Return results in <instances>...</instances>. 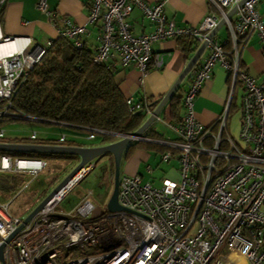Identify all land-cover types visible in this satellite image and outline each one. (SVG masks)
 I'll return each instance as SVG.
<instances>
[{"label":"built area","instance_id":"1","mask_svg":"<svg viewBox=\"0 0 264 264\" xmlns=\"http://www.w3.org/2000/svg\"><path fill=\"white\" fill-rule=\"evenodd\" d=\"M241 1L207 0V13L196 26H177L164 14L165 0L153 4L89 0L87 22H99L100 30L99 43L91 53L96 64L118 71L131 67L144 74L161 67V57L153 53L154 43L178 38H191L198 46L207 42L206 55L188 74L184 113L173 127L176 139L139 140L166 147L163 162L176 151L178 178H162L161 185L154 187L139 174H122L117 202L123 209H105L98 217H93L90 191L69 212L56 210L76 181L66 184L5 243L0 264H233V254L244 264H264V78L257 82L240 63V49L250 37L256 36L264 50V22L257 9L261 0ZM5 3L0 0V14ZM134 7L148 20L150 31L131 33L126 18ZM36 9L48 14L45 0H37ZM220 19L228 37L208 39ZM51 20L58 37L74 48L84 46L82 36L88 33L84 25L68 17ZM52 42L48 39L44 46L29 47L28 37L5 36L0 26V122L21 118L10 111L11 99ZM217 64L227 73L228 94L222 112L205 126L196 119L193 102ZM238 86L242 90L237 106L240 130L234 138L227 132V117ZM125 102L130 112H141L144 120L152 113L146 102L130 97ZM31 138H36L34 133ZM45 165L43 160L0 155V173L35 176ZM91 168H83L77 181ZM147 172H152L150 167ZM8 208L0 204V241L23 219L11 215Z\"/></svg>","mask_w":264,"mask_h":264},{"label":"crops","instance_id":"2","mask_svg":"<svg viewBox=\"0 0 264 264\" xmlns=\"http://www.w3.org/2000/svg\"><path fill=\"white\" fill-rule=\"evenodd\" d=\"M45 1L48 10L47 15L41 14L36 9L37 0H6L0 14L2 34L11 37H28L30 39L29 47L35 45L44 46L46 40H55L58 38L57 25H55L51 19L68 17L75 23L84 25L88 30V33L82 36L83 45L85 47L92 51L95 46L98 45V36L100 31L99 22H96L95 24L87 22V15L90 9L89 0ZM144 1L149 4H153L156 0ZM207 5V0H165L164 14L168 19L173 20L177 26H196L207 13ZM257 9L262 22H264V0L259 2ZM126 19L131 24V33L134 35L148 32L152 29L148 20L141 15L140 10L136 7L131 10ZM220 28L216 31L213 37L218 40L227 38L228 32L226 27L224 26V31H221ZM184 39L185 38L167 39L153 44V53L161 57V67L158 69L151 68L144 74L131 67H126L120 70L115 75V80L123 97H130L134 102H146L147 104L149 102V98L156 99L161 97L176 80L184 68L187 60L193 54V52L190 53L183 51L182 42ZM206 53L207 51L204 50L200 59H202ZM240 63L241 67L245 69L249 75L253 76L257 82L264 78V50H262L256 36L250 37L241 47ZM188 81L189 79L187 78L183 83L182 96L188 85ZM227 94L228 76L223 67L217 64L212 69L210 79L203 84L199 94L194 99L193 110L195 112L196 119L205 126L211 125L215 121L216 117L222 112ZM232 101L235 103L236 107L232 109V115H230L231 112L228 113L227 132L235 138L239 121L237 106L240 104V100H236V91ZM154 107L155 105L150 108L153 109ZM183 113L184 111L181 98V107L179 109L180 122ZM179 123L171 121L168 117V106L166 103L161 109L159 115L156 117L154 123L143 134V137L153 133L157 139L149 137L148 139L174 140L176 139V133L173 130V127ZM160 124L164 126L166 131H160L159 127H157ZM41 125L43 127H41L38 132V136H36L39 140H56L64 138L76 141L75 146H96L95 144L81 145L78 143L79 141H77L80 133L69 128H64L66 129L65 133H57L59 131H55V127H60L53 124L42 123ZM136 156L138 157V160H141L140 165L137 164L138 161L134 159ZM145 156L158 157L157 163L154 167L158 168L159 164L162 163L165 165V170H163L160 175L154 176L153 174L155 168H153L150 164L143 162L145 161V159H143ZM103 157L106 158L107 156H101L99 159H104ZM39 160L45 161L46 165L35 176H31L29 173L25 172H22V174H13L12 172L0 173V193L3 192L4 195V197H0V204H7L9 207V213L13 216L23 218V216H26L27 213H29V211L34 208L46 195L45 194L37 201V194H39L41 186H36V184H58L66 173H68V171H70L71 168L78 162L77 157L76 159L68 161H58L47 158H40ZM54 163H59V165L52 166V169L50 170L51 174L50 171H44L45 168L48 167V164L53 165ZM147 167H150L152 170L151 173L147 172ZM178 168L179 164L176 151H171V159L163 162L161 161V153L140 149L133 152V154L129 157L127 162L124 164V172L122 174H139L141 175L143 181L149 182L154 187H159L161 185L162 178L177 180ZM90 171L91 169L82 178L76 181L75 184H80ZM154 182H156V184H154ZM13 184L19 185V188L13 187ZM30 191L32 194L31 196H29ZM262 209H264V207H262ZM231 260L233 264H244V260L236 254L231 255Z\"/></svg>","mask_w":264,"mask_h":264},{"label":"trees","instance_id":"3","mask_svg":"<svg viewBox=\"0 0 264 264\" xmlns=\"http://www.w3.org/2000/svg\"><path fill=\"white\" fill-rule=\"evenodd\" d=\"M225 48L228 46L226 45ZM182 49L190 53L194 52L197 49V43L191 38H185ZM91 53L92 51L85 46L74 48L64 38L58 37L53 40L38 64L19 82L11 99L10 111L21 118L7 117L2 121L27 120L23 117L29 116L37 120L34 123L53 124L84 134L94 140L95 145L114 142L118 139L117 135L136 130L144 121V115L141 112L129 111L115 80V75L119 71L92 62ZM187 78L188 76L167 101L168 117L175 123L180 122L179 109L183 83ZM158 98H149L147 106H153V102ZM234 107L236 105L232 101L229 113ZM145 137L157 139L153 133ZM5 141L76 145V141L64 138L39 140L21 137L4 140L0 137V142ZM137 148L161 154L168 150L152 142L132 141L123 151L122 158L126 159ZM0 155L37 160L40 158L58 161L76 159V156L67 154L0 151Z\"/></svg>","mask_w":264,"mask_h":264},{"label":"water","instance_id":"4","mask_svg":"<svg viewBox=\"0 0 264 264\" xmlns=\"http://www.w3.org/2000/svg\"><path fill=\"white\" fill-rule=\"evenodd\" d=\"M243 1V0H242ZM241 1V2H242ZM239 2V4H241ZM236 7H232L226 14L229 18L235 11ZM224 21L220 19L215 28L209 33L208 39H211L216 31L222 27ZM206 41H203L197 49L193 52L191 57L187 60L184 68L170 86V88L157 100L153 102L155 107L152 113L142 122V124L133 132L122 134L116 141L104 145H96L89 147L75 146V145H57V144H36V143H12L0 142V151L2 152H26V153H47V154H67L73 155L78 158V162L71 168V170L58 182V184L48 192L38 204L30 210V212L22 219V223L10 234L4 241H0V262H3V247L5 243L13 236L15 232L22 228L30 218L49 200L55 195L64 185L68 184L74 176L83 168L91 165V162L100 158L103 155H111L113 163V180L112 190L106 202L105 209L107 212H115L123 208L117 202L118 183L120 177V163L123 151L132 141H139L143 134L154 123L156 117L159 115L161 109L165 106L169 98L176 91L181 82L188 76V74L195 67L200 57L202 56Z\"/></svg>","mask_w":264,"mask_h":264},{"label":"rangeland","instance_id":"5","mask_svg":"<svg viewBox=\"0 0 264 264\" xmlns=\"http://www.w3.org/2000/svg\"><path fill=\"white\" fill-rule=\"evenodd\" d=\"M220 29L221 31H224L225 28L224 26H222ZM241 92H242L241 88L238 86L236 88V100H240ZM230 115H232V112ZM41 127L43 126L39 123H34L32 121L20 120V119L4 120L0 122V131H3L2 139L4 140H9V139L17 138V137H26V138L29 136L32 137L33 132H36L34 133L36 137L38 136V132L40 131ZM157 127H159L160 131L162 132L166 131V129L164 128L162 124H160ZM55 128H56L55 131L57 130L59 131L57 133L66 132V129L57 128V127ZM239 130H240V123L238 121V130H237L236 137H238ZM77 141H79L78 143H80L81 145L82 144L83 145L96 144L94 143L95 142L94 140L89 139L88 136H85L84 134H79V139H77ZM136 150H140V149L137 148L133 152H135ZM133 152L126 159L121 158L120 175L124 172V164L127 162L129 157L133 154ZM103 156H107V157L106 158L103 157L104 159H99L98 157L91 162L92 168H91L90 173H88L87 176L84 177V179L81 181L80 184H75L69 190V192L64 196L62 201H60L57 204L56 210L58 212L67 213L70 210L74 209L75 206L80 201V199H82V197L89 191L91 192L89 198L94 205L93 217H98L104 212L106 202L108 200L107 197H109L111 190H112V180H113V165L112 164L113 163H112L111 155H103ZM157 158L158 157H154V156L153 157L145 156L143 157V159H145V161L143 162L150 164L153 168H155L154 166L157 163ZM134 159L138 161L137 164L139 165L141 164V160H138L137 156ZM100 160H103V161H100ZM54 165H59V163H54L53 165L48 164V167L45 168L44 171L45 172L50 171L52 169V166ZM163 170H165V165L160 163L158 168L154 169L153 175L158 176ZM13 174H22V172H13ZM50 174H51V171H50ZM154 184H156V182H154ZM38 185H40L41 188H40L39 194H37L38 195L37 201L41 197H43L45 194L50 192L57 184H36V186ZM13 187L19 188V185L13 184ZM31 195L32 194L30 191L29 196ZM0 197H4L3 192L0 193ZM24 217L25 216H23V218Z\"/></svg>","mask_w":264,"mask_h":264},{"label":"bare ground","instance_id":"6","mask_svg":"<svg viewBox=\"0 0 264 264\" xmlns=\"http://www.w3.org/2000/svg\"><path fill=\"white\" fill-rule=\"evenodd\" d=\"M5 50H6V48H5ZM21 165H25V164L21 163ZM83 171H85V170H80L68 184H73L75 181H77V179L80 177V175L83 173Z\"/></svg>","mask_w":264,"mask_h":264}]
</instances>
